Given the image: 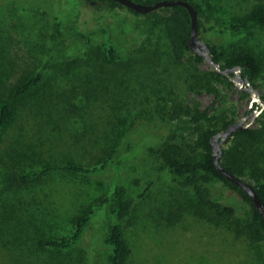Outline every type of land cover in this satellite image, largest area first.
Listing matches in <instances>:
<instances>
[{
	"label": "rangeland",
	"instance_id": "obj_1",
	"mask_svg": "<svg viewBox=\"0 0 264 264\" xmlns=\"http://www.w3.org/2000/svg\"><path fill=\"white\" fill-rule=\"evenodd\" d=\"M190 1L204 11L201 44L226 53L247 50L258 58L262 71L253 84L264 109V28L251 26L238 32L227 28L232 19L248 13L255 1ZM33 2V8L22 11L0 0V91L15 80V75L2 73V64L14 60L20 70L28 64H47L48 93L59 105L44 110L21 108L15 125L0 138V264H105L109 250L103 240L112 223L110 200L115 185L125 188L135 203L126 226L134 264H264V241L246 240L243 223L248 212L234 193L227 195L234 208L231 217L219 218L199 208L190 188L176 181L162 164L158 146H145L154 142L148 134L154 123L169 130L157 134L162 141L192 144L194 126L185 117L167 124L162 121L163 112L172 106L207 110L202 127L218 133L230 121L260 127L261 107L229 85L233 76L214 80L207 76L212 69L207 63L165 66V57L156 71L145 67L127 74L125 84L120 75L110 74L86 83V68L77 75L82 82H76L66 76L68 72L58 70L84 50L89 38L99 44L101 28L120 51L134 43L139 31L163 51L164 38L160 28L154 27L158 19L136 18L126 8L87 6L81 0ZM56 5L61 12L59 26L50 13ZM196 68L204 79L186 82L184 72L190 76ZM151 78L164 82L154 84ZM122 106L127 110L119 111ZM126 143L130 157L117 170L91 176L58 170L68 162L92 167L110 148ZM258 155L264 167V144ZM186 156L192 155L187 152ZM12 168L27 174L43 168L57 170L34 189L16 192L5 181ZM241 179L253 184L247 175ZM104 198L108 203L96 211L77 246L65 251L39 246L40 240L69 237L73 221Z\"/></svg>",
	"mask_w": 264,
	"mask_h": 264
},
{
	"label": "trees",
	"instance_id": "obj_2",
	"mask_svg": "<svg viewBox=\"0 0 264 264\" xmlns=\"http://www.w3.org/2000/svg\"><path fill=\"white\" fill-rule=\"evenodd\" d=\"M15 8L22 11L33 8V0H7ZM85 5L104 8L105 10H116L124 8L120 4L111 0H81ZM135 3L152 4L156 1L131 0ZM194 6L197 12L198 36L202 27L201 19L204 18V11L201 5L192 3L190 0H184ZM255 6L246 14L232 19L227 28L229 31L238 32L251 26L264 28V0H254ZM57 4V2H56ZM57 5L50 10L51 17L57 26L61 22V12ZM127 9V8H126ZM134 17L155 16L158 21L154 27H159L164 38L163 51L155 47L154 42L147 39L142 31L136 36L134 43L124 51H120L115 41L109 34L101 28V42L95 43L89 38L84 50L77 53L71 60L65 61V68L58 71H66L67 77H73L76 82L82 80L77 76L81 70L87 69L86 83L94 79H102L101 76L115 78L118 75L122 78V83L127 82V74H137V69L152 67L156 71L161 65L162 59L166 65L185 67L188 65H206L205 60L189 50L188 40L190 37V18L188 12L180 6L172 8H163V12L156 10L148 14H139L133 10L127 9ZM160 47V48H161ZM210 56L214 63L221 69L234 67L241 68V76L247 78L253 87V82L260 76L262 66L258 58L250 51L241 50L239 52L226 53L217 46H209ZM209 65L207 64V67ZM210 68V66H209ZM2 73L15 75L13 84L8 88H2L0 91V138L4 136L17 122L21 108H43L51 105L58 106L53 97L48 93L49 89V67L47 64L42 66L27 65V69L20 70L17 63L13 60L11 63H4L1 66ZM76 74V75H75ZM198 71L190 76L184 72L183 76L186 82L194 79L196 82L204 79V76H198ZM136 76V75H135ZM208 77L215 79L228 78L218 74L213 69L207 74ZM188 79V80H187ZM155 83H163V79L154 80ZM232 86L233 83L229 82ZM243 94H249L243 91ZM130 100V99H129ZM126 100V101H129ZM123 103V102H121ZM130 105L123 103L122 105ZM135 105V101L131 103ZM127 110V106H122L119 111ZM207 115V110H200L199 107L192 108L172 106L163 112L162 121L164 123L173 122L182 118L187 119V124L193 125L195 130V139L192 144L183 146L181 144L162 141L157 134L167 131L165 126H159L154 123L151 127L149 138L154 137V142L145 143V146H158L159 157L166 170L171 173L176 181H182L184 187L190 188L193 200L199 208H205L219 218L231 217L234 215V208L230 205V193H234L245 209L248 216L243 223V232L247 241L251 243H261L264 241V220L255 210L251 200L245 193L226 180L215 168L210 140L218 134L215 129L202 127V122ZM260 127L247 128L232 134L224 143L226 149L222 147L221 166L228 170L232 175L241 178L247 175L253 182L254 189L264 205V167L258 155L259 146L264 144V109L259 116ZM159 124V123H158ZM232 121L222 125V131L225 130ZM221 131V132H222ZM20 141L15 140L18 145ZM15 144L11 152L15 151ZM189 152L192 156H186ZM130 144L126 143L123 147L115 145L110 148L103 156H100L97 163L92 167H85L68 162L64 167L59 168L74 175L91 176L101 174L110 169H119L130 157ZM17 167V166H16ZM55 168H43L34 173H24L16 168L10 169L5 176L9 188L12 191H24L34 189L45 179L55 172ZM108 203L107 198L96 203L91 211L77 217L72 223V233L65 238H48L40 240L39 246L43 249H53L65 251L77 246L83 239L86 228L92 217L98 209H101ZM135 210V203L127 196L125 188L115 185L110 200V214L112 223L109 227L107 237L103 240V246L109 250L105 264H134V256L130 248V238L126 232V226Z\"/></svg>",
	"mask_w": 264,
	"mask_h": 264
},
{
	"label": "water",
	"instance_id": "obj_3",
	"mask_svg": "<svg viewBox=\"0 0 264 264\" xmlns=\"http://www.w3.org/2000/svg\"><path fill=\"white\" fill-rule=\"evenodd\" d=\"M111 1L116 2L121 6H123L124 8L133 10L139 14H148L163 8H172L176 6L183 7L188 12L190 18V37L188 40L189 50L192 53L201 56L205 60V62L218 74L224 76L232 75L233 79L231 80V82L233 83V85L236 86L241 91L247 92L251 97L252 103H255L258 106H260L261 110L263 109V106L261 104V99L258 93L255 91L250 81L247 78L241 76V68L239 66L234 68L221 69L218 64L212 61L208 46L201 44L199 40L197 33L198 32L197 12L192 4L184 0H160L148 5L135 3L131 0H111ZM247 128H249V124L244 125L243 122L233 123L230 124L222 132L216 134L210 140L212 157L215 168L218 171V173L221 174L226 180L233 183L235 186H237L245 193V195L251 200L259 216L264 220V205L259 199L254 189V186L249 182L232 175L228 170H226L221 166V162H220L222 155V146L225 143V141L235 132L242 131Z\"/></svg>",
	"mask_w": 264,
	"mask_h": 264
}]
</instances>
